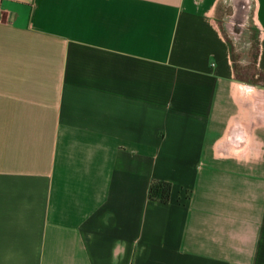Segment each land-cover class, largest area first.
<instances>
[{"label":"crops","instance_id":"crops-1","mask_svg":"<svg viewBox=\"0 0 264 264\" xmlns=\"http://www.w3.org/2000/svg\"><path fill=\"white\" fill-rule=\"evenodd\" d=\"M220 4L0 0V264H264V76Z\"/></svg>","mask_w":264,"mask_h":264},{"label":"rangeland","instance_id":"rangeland-1","mask_svg":"<svg viewBox=\"0 0 264 264\" xmlns=\"http://www.w3.org/2000/svg\"><path fill=\"white\" fill-rule=\"evenodd\" d=\"M234 1L229 0V4L225 6L220 4L219 17L221 19L219 23L229 43L235 80L257 86L259 84L256 75L259 70L257 66V32L251 25L249 7L244 3L246 0H238V5ZM232 21L234 22V28ZM228 22H230L233 31L227 28Z\"/></svg>","mask_w":264,"mask_h":264},{"label":"trees","instance_id":"trees-1","mask_svg":"<svg viewBox=\"0 0 264 264\" xmlns=\"http://www.w3.org/2000/svg\"><path fill=\"white\" fill-rule=\"evenodd\" d=\"M258 52V43H257ZM257 78L260 81L263 80V72L258 70ZM171 183L167 180L152 178L149 182L147 196L149 199L157 200L166 203L169 200Z\"/></svg>","mask_w":264,"mask_h":264},{"label":"flooded vegetation","instance_id":"flooded-vegetation-1","mask_svg":"<svg viewBox=\"0 0 264 264\" xmlns=\"http://www.w3.org/2000/svg\"><path fill=\"white\" fill-rule=\"evenodd\" d=\"M234 2H235V4H237V5L239 4V3H237L238 0H237V1L235 0ZM237 5H236V6H237ZM232 26H233V28H234V22H233V21H232ZM232 26H231L230 22L227 23V28H228L229 30L231 29V31H233V30H232ZM239 32H240V31H239ZM231 33H232V32H231ZM239 35H240V33L237 35V39H238V36H239Z\"/></svg>","mask_w":264,"mask_h":264}]
</instances>
